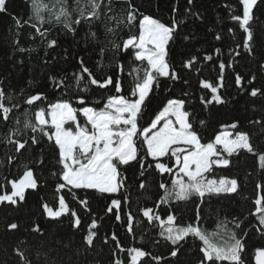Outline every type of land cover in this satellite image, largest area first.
Returning <instances> with one entry per match:
<instances>
[{
	"label": "trees",
	"instance_id": "trees-1",
	"mask_svg": "<svg viewBox=\"0 0 264 264\" xmlns=\"http://www.w3.org/2000/svg\"><path fill=\"white\" fill-rule=\"evenodd\" d=\"M35 2L7 0V12L0 13V88L12 97L6 106L13 109L7 121L0 119V195L10 194L11 182L22 178L26 169L32 170L37 179V188L26 189L24 201L15 205L0 203V264H24L17 250L23 252L31 264H113L117 259L125 261L126 258V264H131L128 254L131 248L149 253L137 264H198L202 256L199 247L203 246L198 238L188 237L187 242H181L178 258L170 256L173 246L160 236L161 221L166 224L168 214L176 217V227H199L220 246L229 242L230 233H235L245 244V264H256L257 251L264 250V232L257 231L261 226L258 215H254L255 199L264 197V169L258 158L259 154H264V3L253 10V40L249 42L252 51L249 52L243 47L247 34L239 27V22L232 19L234 14L242 16L239 0H193L191 5L187 0H104L100 19L74 24V32L48 11L49 8L56 11L55 0H40L45 5L40 22L33 20ZM65 2L73 9L77 7V0ZM83 2L81 0V4ZM133 8L136 19L128 24L126 16ZM144 16L168 26L173 21L178 22L179 35L167 46L170 72H175L178 79L160 77L159 87L153 85L142 106L139 126L150 127L170 99L183 100L185 110L194 114L201 143H214L215 136L224 128L237 123L238 129H234L233 134L237 130L248 133L256 153L241 149L228 157L217 147L230 164L227 167L213 165L211 171L205 173L209 179H237V193L205 196L203 200L193 196L187 201L173 199L161 204L165 192L159 184L171 188L178 169L174 159L166 156L163 162L171 166L174 173L161 175L155 170L152 158L146 155L142 137L136 142L139 158L151 166L146 170L135 162L121 166V175L127 179L118 193L100 194L93 189H71V186L61 189L59 185L64 181L60 179L59 149L54 138L50 141L24 128L26 121L34 122V113L39 108L47 111L51 104L67 101L79 110L80 124L90 129L80 114L83 107L103 110L111 96L136 99L132 89L143 76L147 62L135 60L136 49L117 51L114 45H122L130 36L138 37ZM77 18V12L73 11L72 19ZM37 27L44 32L43 36L35 30ZM91 33L96 36L92 37ZM52 41L56 43L50 47ZM81 58L97 78L112 75L118 79L122 91L116 93L111 86L106 89L90 86L84 92L83 85L77 87L73 74H81ZM189 60L191 65L185 66ZM221 64H224L223 70ZM237 76L241 78L240 84L236 83ZM204 83L217 88L215 95H219L223 103L213 99L211 88H204ZM252 90H257V96H251ZM33 94H42L44 99L31 106L25 104V99ZM81 99L85 100L83 105L79 103ZM200 120L204 121L203 125L199 124ZM66 127L74 128L72 123ZM16 131L21 135H12ZM33 136L39 139L38 144H31ZM9 138L28 141L30 146L18 152ZM140 183L146 188H139ZM257 184L261 185L259 189ZM61 197L65 199L67 211L57 221L47 215L44 205L59 211ZM121 197L126 199L121 200L123 212L117 220L107 209L112 207V198ZM81 198L87 200L90 207L86 208ZM145 207L154 208V214H159L161 220L149 224L142 215ZM197 209L200 211L198 220ZM71 212H76V216L70 217ZM128 214L133 217L131 232L126 224ZM77 218L79 227L73 226ZM234 220L240 222L239 228L232 223ZM93 221L97 229H92ZM12 223L18 225L17 229L10 227ZM90 231H95L98 237L94 249L84 243Z\"/></svg>",
	"mask_w": 264,
	"mask_h": 264
},
{
	"label": "snow or ice",
	"instance_id": "snow-or-ice-1",
	"mask_svg": "<svg viewBox=\"0 0 264 264\" xmlns=\"http://www.w3.org/2000/svg\"><path fill=\"white\" fill-rule=\"evenodd\" d=\"M191 5L193 0H187ZM243 7L242 16L234 14L232 19L239 22V27L247 34V39L243 42V47L252 51L250 41L253 40L251 23L254 20V9H257L264 0H239ZM104 0H77V7L72 8L65 0H55L53 8L48 11L55 15L58 20L65 23V27L74 32L75 28L72 25H79L81 22L90 23L92 20H99L104 12ZM45 5L36 0L33 4L35 15L32 17L36 22H40V13ZM107 10L111 11L110 4ZM76 11L78 18L72 19V12ZM7 12V0H0V13ZM136 19L135 9H131L126 16L128 24H131ZM19 24L20 21H17ZM178 22L173 21L171 26L166 25L149 16H144L140 23V34L138 37L130 36L121 44H115L117 51L137 49L135 52L136 61H146L147 67L143 70V76L135 82L132 89V96L136 99L126 98L125 96H111L104 105L103 110H95L93 107H83L80 114L85 117L86 125L82 126L77 119L78 109L74 108L67 101H60L51 104L46 111L44 108L34 113V122H25L24 128L31 129L33 133H40L47 137L50 141L54 138V143L58 146V163L61 165L60 179L64 183L59 185V188L71 186V189H94L100 194L118 193L121 188L125 187L126 177L121 175V166H130L133 162L140 169H145L151 166L141 162L139 158V149L137 147V139L143 138V146H146V155L152 158L155 170L161 175L173 174L174 169L167 163L163 162L164 157L174 159L176 168L174 178L171 181V188H168L164 183H160V189H163L165 195L161 198L160 203L165 204L175 199L177 201H187L193 196H197L203 200L205 196L219 195L221 193H237L239 189L238 180L235 178H219L209 179L205 173L211 171L213 165L227 167L230 160L222 155L217 146H221L223 153L228 157L238 154V151L243 149L248 153H256L254 146L250 142V135L244 131L237 130L233 132L225 130L215 136V141L209 143H201V137L198 129L195 127L196 121L193 113L185 110V102L180 99H170L162 111L155 116L151 121L150 127H140L139 119L142 115V106L152 91L153 85L159 87V78L166 77L173 80L178 79L175 72H170V63L167 59L169 55V41L174 40L179 33L177 32ZM41 36L44 32L40 27L35 29ZM111 31V29H109ZM92 37L96 33H91ZM187 37H185L186 39ZM220 39V37H217ZM55 41L50 43V47L55 45ZM23 51L24 49H20ZM211 59V57H207ZM192 63L189 60L190 66ZM81 74H73L77 87L82 91L87 92L90 86H97L101 89H106L111 86L116 93L122 91L121 82L112 75L102 76L97 78L94 73L85 66L83 58L80 59ZM221 70L224 64L220 65ZM134 72H139L140 69H133ZM87 73V76L83 75ZM241 78L237 76L236 83L240 84ZM204 88H211L213 99L217 103H223L219 95H215L217 88L208 83L203 84ZM257 90L251 91V96H257ZM44 99L42 94L29 95L24 103L31 106L36 101ZM12 97L0 88V119L7 121L12 113V107L6 106L10 104ZM211 103V101H202ZM81 105L85 103L84 99L79 101ZM174 117V119H172ZM163 121L162 125L161 122ZM71 122L75 125L74 129L65 127V124ZM200 125L204 124L203 120L199 121ZM158 125H161L158 127ZM231 129H238V124L229 125ZM54 129V131H50ZM12 135L19 136V131L13 132ZM31 144H38L39 139L36 136L30 138ZM9 143L16 145V151L26 148L28 141L21 142L20 140H12L9 138ZM260 167L264 169V154L258 155ZM43 163V161H41ZM143 175V172L141 173ZM187 178L186 180L184 178ZM139 188L144 189L146 185L140 183ZM259 189L261 185L257 184ZM37 188V179L33 175V171L26 169L22 178L11 182V193L0 195V203L8 202L12 205L18 201H24L26 189ZM112 198V207L107 211L112 212L115 219H121L123 209L121 200ZM81 203L85 207H90L87 200L81 198ZM256 210L254 215H258V222L261 226L257 231L264 232V197H258L254 201ZM60 210L53 211L48 205H44V211L47 215L54 219L59 218L67 211V205L63 197L59 200ZM158 207V206H157ZM114 209H120L119 212ZM155 209L145 207L142 215L146 218L149 224L154 221H160L159 214H154ZM76 212H71L70 217H75ZM200 218V211L196 210V219ZM176 217L172 214L167 215L166 224L161 221L162 230L160 236L173 247L169 253L173 258H178L181 254V242H187L188 237L198 238L202 241L203 246L199 247L202 256L198 260V264H217L227 261L228 264H245L243 253L245 250L244 242L237 237L235 233H230L228 236L229 242L223 246L212 242L207 234L199 227L192 225L184 227L175 226ZM133 217L128 214L126 224L128 230H132ZM237 228L240 227L238 220L232 221ZM80 219L74 221L75 227H79ZM12 229H17L18 225L12 223ZM92 229H97L95 221L92 222ZM36 231H40L36 229ZM98 239L95 231H90L84 237V243L89 247L95 248V241ZM112 239L115 241L116 236ZM106 242V241H105ZM119 248V243L116 244ZM123 251V249H121ZM128 254L131 259V264H137L142 257L149 253L138 248L128 249ZM17 255L21 257L24 264H31L23 252L17 250ZM127 260V258H126ZM125 261L115 260L113 264H126ZM171 264V262H169ZM256 264H264V250H258L256 254Z\"/></svg>",
	"mask_w": 264,
	"mask_h": 264
},
{
	"label": "rangeland",
	"instance_id": "rangeland-1",
	"mask_svg": "<svg viewBox=\"0 0 264 264\" xmlns=\"http://www.w3.org/2000/svg\"><path fill=\"white\" fill-rule=\"evenodd\" d=\"M143 20V18L141 19V21ZM141 21H140V23H141ZM137 50V49H136ZM172 119H174V117L172 118ZM71 122H68V123H66L65 124V127H66V125H68V124H70ZM162 123H163V121L161 122V125H162ZM73 125V124H72ZM161 125H158V127H160ZM74 126V128H75V125H73ZM91 127V126H90ZM67 128V127H66ZM74 128H69V129H74ZM225 130H227V131H230V132H233V130L234 129H231L230 127H227V128H224L223 130H222V132H224ZM218 148H220L221 150H222V148H221V146H217ZM223 152V151H222ZM225 155H227L226 153H225ZM151 158V157H150ZM70 186V185H69ZM94 190V189H93ZM113 194H116V193H113ZM226 244V243H225ZM256 261V260H255Z\"/></svg>",
	"mask_w": 264,
	"mask_h": 264
},
{
	"label": "water",
	"instance_id": "water-1",
	"mask_svg": "<svg viewBox=\"0 0 264 264\" xmlns=\"http://www.w3.org/2000/svg\"><path fill=\"white\" fill-rule=\"evenodd\" d=\"M37 102H38V101H36L35 103H37ZM35 103H34V104H35Z\"/></svg>",
	"mask_w": 264,
	"mask_h": 264
}]
</instances>
